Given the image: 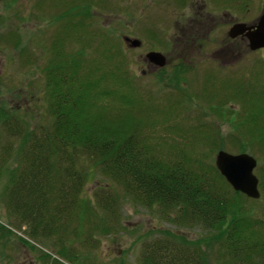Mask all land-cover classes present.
<instances>
[{
    "label": "rangeland",
    "instance_id": "1",
    "mask_svg": "<svg viewBox=\"0 0 264 264\" xmlns=\"http://www.w3.org/2000/svg\"><path fill=\"white\" fill-rule=\"evenodd\" d=\"M88 1L94 2L90 18H73L75 22L81 19L82 25L68 28L70 12L65 14L75 3ZM173 4V0H0V264H47L41 253L57 258L59 239L68 243L81 264H140L144 244L165 236L198 246L208 264H228L218 249L221 230L174 225L159 208L141 206L126 196L86 157L82 158L86 177L82 199L91 212L86 217L97 218L99 228L81 221L86 234L80 239L62 233L43 241L29 238L27 226L10 213L6 203L11 173L20 168L15 158L21 143L20 138L9 140V117L29 132L50 127L46 69L61 53L84 50L85 63L96 62L102 71L116 72L120 94L130 99V105L109 99L101 108H118L116 113L129 116L143 143L158 149L165 159L179 153L215 166L219 151L254 157L261 197L235 199V191L224 178L233 193L228 217H236L242 210L248 213L245 217L264 219V146L257 141V127L264 132V114H259L264 103L246 102L253 90H262L256 85L264 83V52L247 54L243 50V54L214 27L204 40L187 46L185 59L175 58L177 54H169L168 45L178 30L174 23L181 12H173ZM124 37L140 40L141 48L130 47ZM151 51L165 55L164 68L148 62ZM114 83L110 80L102 85L112 89ZM111 187L119 200L114 229L107 234L99 220L111 214L98 200ZM77 222L73 217L70 229ZM90 226L91 236L87 234Z\"/></svg>",
    "mask_w": 264,
    "mask_h": 264
},
{
    "label": "trees",
    "instance_id": "2",
    "mask_svg": "<svg viewBox=\"0 0 264 264\" xmlns=\"http://www.w3.org/2000/svg\"><path fill=\"white\" fill-rule=\"evenodd\" d=\"M75 4L65 14L70 12L68 28L81 26V19L76 22L72 19L90 18L94 8L93 1ZM85 57L84 50L61 53L48 63L45 78L53 119L48 129L41 127L29 132L16 118L9 117V140L20 138L21 143L15 158L20 168L11 173L6 203L10 213L27 226L29 238L43 241L52 234L62 233L66 238L80 239L86 234L81 221L99 228L97 218L92 221L91 217H86L91 212L82 199L86 182L82 158L86 157L103 176L120 186L126 196L141 206L159 208L174 225L204 231L221 230L218 249L228 264H264L261 230L264 219L245 217L248 213L242 210L236 217H228L233 210L230 197L233 193L215 166L205 164L200 157L179 153L165 159L158 149L143 143L138 127L129 116L116 113L118 108L116 111L102 109L105 100L125 105H130L131 101L120 94L121 83L116 72L102 71L96 62L85 63ZM110 80L116 81L115 87L107 89L102 84ZM262 85H256L262 90H253L252 97L247 95L251 99L246 98L247 104L264 103V83ZM259 112L263 115L264 107ZM257 128L260 129L257 141L264 146V132ZM112 190V187L105 189L106 194L98 200L111 214L99 220L101 230L107 234L114 229L117 220L113 216L119 196ZM233 197L238 200L243 194L234 192ZM235 205L238 207L239 203ZM173 214L174 217H170ZM73 217L78 225L70 229ZM88 231L91 236L92 229ZM57 244L60 246L57 258L41 253L47 264H81L65 240L59 239ZM31 248L35 250L33 245ZM204 254L194 244L165 236L144 244L140 264H208Z\"/></svg>",
    "mask_w": 264,
    "mask_h": 264
},
{
    "label": "flooded vegetation",
    "instance_id": "3",
    "mask_svg": "<svg viewBox=\"0 0 264 264\" xmlns=\"http://www.w3.org/2000/svg\"><path fill=\"white\" fill-rule=\"evenodd\" d=\"M173 3V12H181L179 19L174 23L178 30L168 45L169 54L171 51L172 55L177 54L178 57L175 58L185 59L187 46L189 47L190 43L194 45L206 35L209 36L214 27H217L220 35L226 36L227 42L237 47L241 53L264 52V48L251 50L249 39L258 29L264 16V0H173ZM234 28L237 29L233 37L231 32Z\"/></svg>",
    "mask_w": 264,
    "mask_h": 264
},
{
    "label": "water",
    "instance_id": "4",
    "mask_svg": "<svg viewBox=\"0 0 264 264\" xmlns=\"http://www.w3.org/2000/svg\"><path fill=\"white\" fill-rule=\"evenodd\" d=\"M236 29L232 30L231 36L234 37ZM249 39L251 50L264 48V16L258 29L249 36ZM124 41L132 48H138L142 44L140 40L128 37H125ZM146 59L159 68H164L167 65L166 57L159 52L148 53ZM257 164V160L247 153L233 155L219 151L215 160L217 170L233 190L253 200H258L261 197L259 179L254 174Z\"/></svg>",
    "mask_w": 264,
    "mask_h": 264
}]
</instances>
